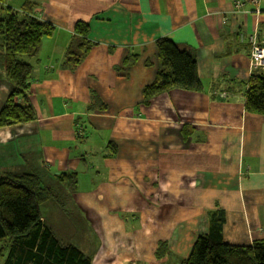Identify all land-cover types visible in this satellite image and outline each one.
<instances>
[{"label": "crops", "instance_id": "obj_1", "mask_svg": "<svg viewBox=\"0 0 264 264\" xmlns=\"http://www.w3.org/2000/svg\"><path fill=\"white\" fill-rule=\"evenodd\" d=\"M26 1L55 31L42 38L38 55L21 59L32 67L35 119L0 129V175L34 173L58 188L55 176L76 173L75 189L61 202L90 224L91 238L81 227L79 249L92 264H181L217 208L225 214V243L264 240V116L244 110L245 84L258 71L238 40L254 29L264 40V0L258 15L249 4L235 14L233 0L6 6L19 11ZM75 22L88 24L94 47L70 70L63 64ZM159 38L194 57L201 90L173 88L144 106ZM9 91L0 77V109Z\"/></svg>", "mask_w": 264, "mask_h": 264}, {"label": "trees", "instance_id": "obj_2", "mask_svg": "<svg viewBox=\"0 0 264 264\" xmlns=\"http://www.w3.org/2000/svg\"><path fill=\"white\" fill-rule=\"evenodd\" d=\"M35 6L26 1L19 11H15L6 6V0H0V77L10 85L0 109V129L27 124L35 119L28 93L32 67L16 56L34 57L42 38L52 36L55 31L51 24L34 16ZM88 34L87 23H74L73 38L66 48L63 68H77L93 49ZM154 45L157 71L152 83L142 90L144 106L155 96L173 88L201 90L196 62L190 53L167 38L157 39ZM245 88L244 110L264 116V73L254 72ZM107 147L114 150L110 142ZM76 176V173L55 176L56 183L61 186L55 189L34 173L0 175V264H92L90 256L79 249L81 226L77 229L78 234L70 236V240L59 241L56 235L60 232L54 222L61 215H71V210L62 207L60 197L75 189ZM51 204L56 205L55 210L54 206H49ZM43 206L48 208L47 212L41 211ZM56 212L58 218L55 216L54 219ZM207 216V231L195 237L181 264H264V240H255L252 245L227 244L222 238L224 211L217 208ZM72 229L73 226L71 232ZM164 253L161 249L156 256L162 258Z\"/></svg>", "mask_w": 264, "mask_h": 264}, {"label": "built area", "instance_id": "obj_3", "mask_svg": "<svg viewBox=\"0 0 264 264\" xmlns=\"http://www.w3.org/2000/svg\"><path fill=\"white\" fill-rule=\"evenodd\" d=\"M259 2L260 0H233L234 13H242L244 5L249 4L254 7V13L258 15L260 13ZM238 40L240 43L248 45V59L253 72H264V40L260 39L258 30L254 29L248 34L239 32Z\"/></svg>", "mask_w": 264, "mask_h": 264}, {"label": "rangeland", "instance_id": "obj_4", "mask_svg": "<svg viewBox=\"0 0 264 264\" xmlns=\"http://www.w3.org/2000/svg\"><path fill=\"white\" fill-rule=\"evenodd\" d=\"M39 54V51H38V53H37V55ZM16 59H18V60H25V59H27V57H25V56H23V55H17L16 56ZM93 144H94V146H95V148L96 149H98L99 148V146H100V138H95L94 139V142H93ZM78 178H79V180H80V184H81V188L83 189L84 187H85V182H83L81 179H82V176H78ZM54 183V182H53ZM55 189H58L57 187H54ZM62 200V198L60 197V201ZM51 208L54 206V205H49ZM65 209L66 210H71L69 213H71L72 212V209L69 207V206H66L65 207ZM47 210H48V208L47 207H42L41 208V211L42 212H47ZM54 210H55V206H54ZM58 210V209H57ZM49 217H51L49 214H47ZM74 215V216H73ZM73 215H68V216H63V215H61L60 217H59V220L58 221H55L54 223H55V227L57 228V231H59L60 233H57L56 235H57V237L59 238V241H67V240H70V239H72L71 237H70V235H69V233H70V229L72 228V226H73V229H72V235H76V234H78V230L77 229H79V227H80V224H81V227H84V232H85V236L87 237V238H89V228L91 229V227L89 226L90 224H88L87 222H85L84 220H82L81 218H80V216L79 215H77V214H75V212L73 213ZM54 216V219H55V216L58 218V216H57V212L53 215ZM50 221H52L51 219H50ZM50 221L48 222V224L50 223ZM79 221H80V223H79ZM73 224H75V226L73 225ZM93 229V228H92ZM96 236H98V235H96ZM99 237V236H98ZM93 242H95V241H93ZM74 244L75 245H78L76 242H74ZM96 245H97V243H96ZM94 247V246H93ZM93 247L91 246V247H86V249L87 250H90V249H93ZM102 252H98V255H97V257H98V261L101 259V257H104L102 254H101ZM103 259V258H102ZM92 260H93V258H92ZM95 263L97 264V262H96V259H95ZM99 264V263H98Z\"/></svg>", "mask_w": 264, "mask_h": 264}]
</instances>
